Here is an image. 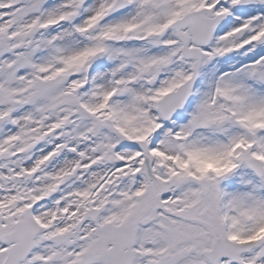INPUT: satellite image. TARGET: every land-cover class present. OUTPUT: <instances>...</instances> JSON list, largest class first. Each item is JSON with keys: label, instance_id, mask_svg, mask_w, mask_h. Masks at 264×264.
<instances>
[{"label": "snow or ice", "instance_id": "obj_1", "mask_svg": "<svg viewBox=\"0 0 264 264\" xmlns=\"http://www.w3.org/2000/svg\"><path fill=\"white\" fill-rule=\"evenodd\" d=\"M0 264H264V0H0Z\"/></svg>", "mask_w": 264, "mask_h": 264}]
</instances>
